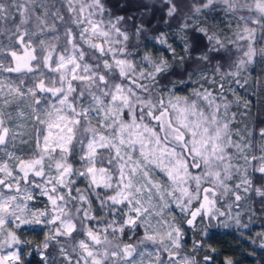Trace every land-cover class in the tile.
<instances>
[{"label":"snow or ice","instance_id":"6c2138e0","mask_svg":"<svg viewBox=\"0 0 264 264\" xmlns=\"http://www.w3.org/2000/svg\"><path fill=\"white\" fill-rule=\"evenodd\" d=\"M164 4L170 19L184 7L199 18L223 5L237 19L234 38L185 22L184 52L197 69L187 71L161 33L155 38L172 62L145 53L147 70L131 59L126 17L106 0H0V20L9 8L19 16L8 43L0 41V264L32 255L25 231L45 233L31 244L39 264H197L175 258L182 223L231 221L251 233V221L232 209L250 192L264 201V184H253L264 182V107L259 119L249 117V101L229 81L244 87L249 68L262 66L257 102L264 105V0ZM146 31L142 22L132 35L139 41ZM214 60L210 90L199 82H209L204 73ZM187 84L197 86L179 94ZM244 117L251 127L239 126ZM25 135L34 147L22 156L15 149L28 143ZM37 193L47 198L42 209ZM131 236L135 242H126Z\"/></svg>","mask_w":264,"mask_h":264},{"label":"trees","instance_id":"16d2710c","mask_svg":"<svg viewBox=\"0 0 264 264\" xmlns=\"http://www.w3.org/2000/svg\"><path fill=\"white\" fill-rule=\"evenodd\" d=\"M2 2L10 5L11 0H2ZM12 14L15 15V17H18V14L15 12ZM11 17L1 21L0 30L3 29L4 25L9 27V25L13 24ZM220 22L221 20H219L218 24ZM206 26L209 28L210 32L214 31L220 34L219 31L215 29L216 27L212 25L211 21L208 22ZM28 27L30 29L34 28V23H30ZM8 29L11 30L10 28ZM8 29H6V31L3 33H7ZM162 30L165 29L163 28ZM167 33L168 31L165 32V35ZM130 35H132V33ZM4 37V35L0 36V41H4ZM132 39L136 41L134 54L142 56L143 54L147 53L152 55L154 59H158L159 57L163 56L172 62V52L168 51V49H164L161 44L156 43L154 35H146L144 32L140 35L139 41L136 40L134 35H132ZM172 42L174 43V41ZM174 49L176 50V53L179 57L184 58V66L186 64H190L188 65L187 71H194L197 69L196 61L194 59H189V57L185 55L184 41L182 45ZM174 66H176V64H174ZM256 69L257 71L259 70V68ZM185 79H187L186 76ZM190 85L191 84L180 86L179 94L186 93L185 88H187V91L190 92ZM253 87V85L246 88L241 87L238 88L236 92L243 99L249 101V117L257 119L256 111L259 109V106L254 104L255 97H253V94H255V90L253 91ZM225 95H227L229 99L233 98L231 93L226 92ZM233 111H236L235 107H233ZM240 119L241 124L239 126L241 128L244 124H248L251 127V120L248 117ZM32 147L25 146V156L31 151ZM75 166L79 167V164H76ZM253 184L254 187H261L264 182L254 179ZM77 186L81 188L84 187V185L80 184L79 182ZM249 197L250 199L241 201L239 207H234L232 209V213L235 214L237 211L240 212L242 223L248 224L251 221L252 225L254 226L252 227L250 234L248 229H241L232 224L231 221L229 222V227L218 226L219 221H213L211 224H209L207 219H205L203 224L198 223L195 227L189 226L186 223H182V230L184 232L183 244L181 247L182 251L191 256L192 259L194 258L197 261V264H226V260L228 259L232 260L233 264H264V249L258 247L259 239L257 237V233L262 230L260 225L264 224V201H262L261 197L256 196L254 192H250ZM228 202L229 201L227 200L222 202L225 205L222 210L227 211L226 205ZM176 215L178 220H180L181 214L179 213V210L176 211ZM220 219L223 220L224 218ZM205 225H207V227H205ZM205 232L207 235H205ZM141 234L142 232L138 231L137 235ZM21 238L30 241L31 244L39 245L45 238V233L38 230L25 231ZM135 240L136 236H131L126 242H134ZM254 240L256 243H253ZM196 242H199V247H194ZM31 244L26 246L27 251L31 252L32 255L24 256L25 264H39L40 257L35 252H33ZM51 250L52 249H49V251ZM205 256L212 257V260L206 262L204 259ZM57 260H62V258L57 255Z\"/></svg>","mask_w":264,"mask_h":264},{"label":"rangeland","instance_id":"374dc122","mask_svg":"<svg viewBox=\"0 0 264 264\" xmlns=\"http://www.w3.org/2000/svg\"><path fill=\"white\" fill-rule=\"evenodd\" d=\"M106 2L109 8H113L116 15L126 17L128 22L127 24L123 25V29L128 30L129 34L134 33L135 28L143 22L144 27L147 29L145 34L154 35V38L158 37L161 33L165 35V32L168 31V33L165 35V38L167 39L168 44H170L173 48L179 47L183 43L185 32L181 31L180 25H182L185 22L189 23L190 25H200V26L207 27L206 24L211 21L212 25L216 27L215 29L219 31L222 39L225 37L234 38L233 31L235 30L236 25H237V19L234 16V14L227 12L225 9V6L223 5H217L211 11L206 10V14L202 15L199 18H196L195 16H193L192 13L189 11L188 7H184L182 11H180V13L174 19H170L166 15L167 6L164 4V0H106ZM183 3L187 5L191 3V0H183ZM5 5L8 6V4L6 3ZM14 12H15L14 10L9 8V16L6 17L5 19L13 16L12 13ZM188 17H191V19H188ZM219 20H221V22L218 24ZM1 21L2 20H0V23ZM12 21H13L12 25H9V27L8 26L6 27V25H4L3 29L0 30V31L5 32L6 29L8 28L11 29V30L8 29L7 30L8 32L4 33L5 37L15 31V26L19 22V16L18 17L16 16L15 20L12 19ZM163 28L165 30H162ZM31 29L34 30V28H31ZM188 34L191 35V30H189ZM5 37H4L3 43L7 44L8 40ZM155 41L156 43L160 44L158 39L155 38ZM172 41H174V43ZM135 42L136 41L132 39V35H130L129 50L133 53V56L131 57V59L134 60L138 68L143 64L145 68L147 69V65L145 64V62L141 60V56L138 54H134ZM61 43H63V41H61ZM203 44L207 45L208 41L204 40ZM162 46L164 49H168L167 45H162ZM230 47L232 46L230 45ZM198 55H199V52L194 53V56H198ZM235 55H240V53H235ZM214 64H215V60L212 62V64H209L207 66L209 68H207V71L204 73L207 77H209V82L206 83L205 81H202V80L199 82L200 84H203L204 87H208L210 90L212 89L211 79L215 76V73L213 71ZM188 65L190 64L185 65L186 70L188 69ZM176 67L177 66H174V69H176ZM256 68H259V70L257 71ZM147 70H150V69H147ZM261 71H262V66L253 65L249 68L248 73L244 74L246 76H250L248 83L245 84L244 87L246 88V87H251L252 85L254 86L253 87V91L255 90V94H253V97H255L254 104L259 106V109L256 111L257 119L260 118L261 107H264V105H260L257 102V97L262 91L257 85V78L260 76ZM172 78L178 79L179 77L172 76ZM229 83L231 87L234 88L235 90H237L238 88H241L239 85L235 83H231V81H229ZM241 83H243V80H241ZM195 86L197 85L191 84L189 91H191V88ZM240 111H244V109L241 108ZM13 112H15V106L13 107ZM25 122L29 125L31 136L34 137L35 131L31 130V121H25ZM23 139L27 140L28 143L20 144L19 141H17V148L15 149V151H17V154L25 156V153H26V151L24 150L25 146L34 147V141L29 139V135H25ZM33 203L36 204L37 207L42 209L47 205V198L43 196H39V194L37 193V199L34 200ZM178 210L179 209L174 208L175 213ZM213 221H216V220H213ZM182 244H183V237H182ZM194 245H195L194 247L200 246L199 242H196ZM149 250L152 251L154 249L150 247ZM184 255L189 256L187 253L183 252L182 249H180V256H177L175 258L179 259ZM162 258L166 259V254L164 255L162 254ZM189 258H191V256H189Z\"/></svg>","mask_w":264,"mask_h":264},{"label":"clouds","instance_id":"9594fccd","mask_svg":"<svg viewBox=\"0 0 264 264\" xmlns=\"http://www.w3.org/2000/svg\"><path fill=\"white\" fill-rule=\"evenodd\" d=\"M261 191L264 192V188H261ZM258 197H260L259 195H257ZM206 227V226H205ZM194 259V258H193ZM195 260V259H194Z\"/></svg>","mask_w":264,"mask_h":264}]
</instances>
